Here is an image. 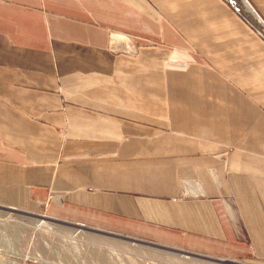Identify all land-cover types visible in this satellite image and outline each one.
Masks as SVG:
<instances>
[{
	"label": "crops",
	"instance_id": "obj_1",
	"mask_svg": "<svg viewBox=\"0 0 264 264\" xmlns=\"http://www.w3.org/2000/svg\"><path fill=\"white\" fill-rule=\"evenodd\" d=\"M251 24L229 0H0V203L264 264Z\"/></svg>",
	"mask_w": 264,
	"mask_h": 264
},
{
	"label": "rangeland",
	"instance_id": "obj_2",
	"mask_svg": "<svg viewBox=\"0 0 264 264\" xmlns=\"http://www.w3.org/2000/svg\"><path fill=\"white\" fill-rule=\"evenodd\" d=\"M135 47L130 38L124 50L134 53ZM13 208L0 203V264H246Z\"/></svg>",
	"mask_w": 264,
	"mask_h": 264
},
{
	"label": "bare ground",
	"instance_id": "obj_3",
	"mask_svg": "<svg viewBox=\"0 0 264 264\" xmlns=\"http://www.w3.org/2000/svg\"><path fill=\"white\" fill-rule=\"evenodd\" d=\"M232 3L238 7V9L255 25V27L264 35V24L258 19L259 17L256 16L253 10H251L250 6L246 2V0H230ZM249 6V7H248ZM258 17V18H257ZM118 37V36H116ZM43 222L40 219L39 224ZM43 224V223H41Z\"/></svg>",
	"mask_w": 264,
	"mask_h": 264
},
{
	"label": "water",
	"instance_id": "obj_4",
	"mask_svg": "<svg viewBox=\"0 0 264 264\" xmlns=\"http://www.w3.org/2000/svg\"><path fill=\"white\" fill-rule=\"evenodd\" d=\"M252 9V8H251ZM253 10V9H252ZM254 11V10H253ZM255 13V12H254ZM256 14V13H255ZM256 16H257V14H256ZM7 208L8 209H12V210H14L15 208H13V207H10V206H7ZM229 263H230V261H229Z\"/></svg>",
	"mask_w": 264,
	"mask_h": 264
}]
</instances>
